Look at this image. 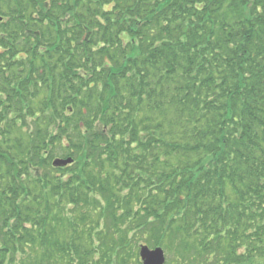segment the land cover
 Here are the masks:
<instances>
[{
	"label": "trees",
	"instance_id": "16d2710c",
	"mask_svg": "<svg viewBox=\"0 0 264 264\" xmlns=\"http://www.w3.org/2000/svg\"><path fill=\"white\" fill-rule=\"evenodd\" d=\"M141 246L264 264V0H0V264Z\"/></svg>",
	"mask_w": 264,
	"mask_h": 264
},
{
	"label": "water",
	"instance_id": "95a60500",
	"mask_svg": "<svg viewBox=\"0 0 264 264\" xmlns=\"http://www.w3.org/2000/svg\"><path fill=\"white\" fill-rule=\"evenodd\" d=\"M69 164H72L71 159L61 160L56 159L52 165L55 168H62ZM139 258L142 264H165V256L160 248L150 250L148 247H140Z\"/></svg>",
	"mask_w": 264,
	"mask_h": 264
},
{
	"label": "rangeland",
	"instance_id": "374dc122",
	"mask_svg": "<svg viewBox=\"0 0 264 264\" xmlns=\"http://www.w3.org/2000/svg\"><path fill=\"white\" fill-rule=\"evenodd\" d=\"M61 154V153H60ZM56 159H61V160H67V159H71L72 160V163L74 162L73 161V159L72 158H56ZM70 165H72V164H69V165H67V166H70ZM67 166H65V167H67ZM63 168V167H62ZM148 247V246H147ZM150 250L151 249H153V248H150V247H148ZM164 251V250H163ZM168 253H169V256H170V252L168 251ZM164 256L166 257V262H165V264H170V260H171V258H169V262H168V257H167V255H166V253H165V251H164Z\"/></svg>",
	"mask_w": 264,
	"mask_h": 264
}]
</instances>
